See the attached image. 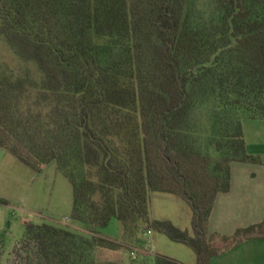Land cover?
Masks as SVG:
<instances>
[{"label":"trees","instance_id":"16d2710c","mask_svg":"<svg viewBox=\"0 0 264 264\" xmlns=\"http://www.w3.org/2000/svg\"><path fill=\"white\" fill-rule=\"evenodd\" d=\"M115 1L119 2L110 11L95 14L92 26L78 32L59 22L52 34L15 29L9 15L0 10V36L20 58L36 62L43 74L44 91L65 93L69 98L63 115L69 126L65 142L59 143L39 125L31 126L33 131L25 125V135L30 137L39 163L56 161L70 180L72 219L92 232L85 235L57 225L30 223L13 250L16 264H112L98 261L96 251H116L119 244L94 232L112 217L127 227L135 213L148 228L193 249L197 264H211L214 257L246 240L264 238V220L238 229L232 236L209 230L217 196L231 188L232 164L258 161L246 151L242 122L264 120V0H210L211 16L204 24L189 14V0ZM40 12L47 13L45 6ZM142 19L147 61L138 63L131 90H108L104 99L79 104L80 95L94 79L102 83L101 65L93 55L96 33L111 35L108 23L117 31V26L140 25ZM106 106L126 110L124 115L140 124L141 143L125 132L122 136L128 139L123 140L128 166L118 167L99 137V132L107 130ZM202 108L212 112L207 133L211 134L210 145L219 142V157L205 154L189 142L193 137L190 122ZM90 121L99 135L90 132ZM11 135L12 128L0 126V148L34 168L19 148L10 146ZM72 137L79 145L77 150L76 144H70ZM69 149L78 163L105 173L99 184L85 175L75 176L69 169L71 161L66 160ZM96 185L102 191V206L91 200ZM151 192L176 195L188 203L193 235L169 221L147 219ZM0 203L6 202L0 199ZM217 241L223 246L217 247ZM3 252L4 236L0 234V264ZM155 264L179 263L158 256Z\"/></svg>","mask_w":264,"mask_h":264},{"label":"rangeland","instance_id":"374dc122","mask_svg":"<svg viewBox=\"0 0 264 264\" xmlns=\"http://www.w3.org/2000/svg\"><path fill=\"white\" fill-rule=\"evenodd\" d=\"M118 2L115 0H0V10L9 15L15 29L51 33L54 24L59 22L78 32L79 29H86L93 24L95 14L100 16L105 10L110 11L112 4L117 5ZM41 6H45L47 13L40 12ZM188 11L197 21L202 20L204 24L210 19L212 5L210 0H189ZM108 24L107 31L112 34L96 33V48L93 54L95 61L101 65L102 83L98 84L94 79L87 92L80 95L79 104L82 100L94 102L97 99H104L108 90L111 92L119 88L131 90L133 81L137 79L138 63L147 61L143 54L145 44L142 37L143 30L146 29L145 20L142 19L140 25L136 26L133 24L126 28L117 26V31L115 26ZM102 73L107 74L108 78L102 76ZM42 80L43 74L36 62L20 58L0 36V126L12 128L8 143L19 148L23 156L35 169H38L37 172L12 153L0 148V199L6 202L0 203V234L4 236L1 264H16L13 250L22 239L26 225L30 223L57 225L85 235L92 234L80 222L72 219L74 198L70 180L59 169L56 161L39 163L36 159L37 153L32 149L30 137L25 135L27 131L25 125L30 127L39 125L40 129L50 131L59 143L66 141L63 136L69 126L64 121L63 115H65L64 107H69V98L65 93L51 94L44 91ZM99 87L104 90V95L100 94ZM105 108L107 119L104 124L107 130L104 133L99 132V135L92 121L88 124L89 130L99 135L101 142L115 157L114 162L118 167L128 166L129 157L124 153V149L127 148L125 142L128 139L122 136L125 132L131 135L133 140L137 138L141 143L138 127L140 124L134 119L131 120L132 118H127L123 113L126 110L120 107ZM211 116V110L210 112L204 108L197 110L189 125L193 133V137H189V142L201 152L219 157V142L210 145L211 134L207 133L212 125ZM248 137L260 145V151L264 149V133L260 129L248 128ZM70 144H76V150L79 149L73 137L70 139ZM68 151L66 160L71 161L69 169L74 170L75 176L85 175L94 184H99L105 173L98 167L88 168L81 165L74 158L73 151L71 149ZM91 197L96 204L102 203V191L99 185H96ZM132 218L127 227L116 217H112L105 226L96 229L94 232L96 236L111 240L120 246L116 251L98 249L95 254L98 261L112 264H155L158 256H165L179 264H197L196 253L189 246L174 242L166 234L148 228L147 222L139 213H135ZM147 219L169 221L180 230L193 235L192 209L187 202L176 195L151 192L147 203Z\"/></svg>","mask_w":264,"mask_h":264},{"label":"crops","instance_id":"0c3cea01","mask_svg":"<svg viewBox=\"0 0 264 264\" xmlns=\"http://www.w3.org/2000/svg\"><path fill=\"white\" fill-rule=\"evenodd\" d=\"M242 123L246 151L258 161L232 164L231 188L216 198L209 221L211 233L232 236L237 228L264 220V149L260 151V145L248 137L251 127L264 133V120L245 119ZM216 246L222 247L223 242L217 241ZM211 264H264V239L246 240L214 257Z\"/></svg>","mask_w":264,"mask_h":264},{"label":"built area","instance_id":"2783aa9c","mask_svg":"<svg viewBox=\"0 0 264 264\" xmlns=\"http://www.w3.org/2000/svg\"><path fill=\"white\" fill-rule=\"evenodd\" d=\"M133 255H135V253H133Z\"/></svg>","mask_w":264,"mask_h":264}]
</instances>
